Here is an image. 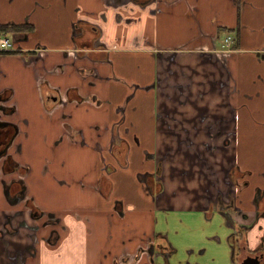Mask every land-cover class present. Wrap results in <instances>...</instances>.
Masks as SVG:
<instances>
[{"label":"crops","instance_id":"0c3cea01","mask_svg":"<svg viewBox=\"0 0 264 264\" xmlns=\"http://www.w3.org/2000/svg\"><path fill=\"white\" fill-rule=\"evenodd\" d=\"M0 25L32 28L0 51L1 180L44 213L0 184V228L39 225L0 264H264V0H0Z\"/></svg>","mask_w":264,"mask_h":264},{"label":"flooded vegetation","instance_id":"af4514ba","mask_svg":"<svg viewBox=\"0 0 264 264\" xmlns=\"http://www.w3.org/2000/svg\"><path fill=\"white\" fill-rule=\"evenodd\" d=\"M11 94V93H10ZM10 99V96L7 92H3L0 94V184L2 183L1 190L3 192V195L6 199V201L12 205L17 206L19 204H24L26 208L29 210V217L34 220H39L41 217H43L44 213L36 207L34 204V200L32 198H26V190L23 182L21 180H11L7 182L5 179L1 180L3 175H9L15 172L16 169H18V163L13 158L11 154H9V148L11 147L12 143L11 140L14 138V135L16 134V127L14 125H11L10 123L2 120V115H8L14 111L13 107H7L5 105L6 101ZM6 123V124H4ZM6 133V134H5ZM5 151V153H3ZM12 169H9L11 168ZM24 172H26L25 169H22ZM218 201H221V198L217 199ZM225 207H230L231 203L225 204L222 202ZM14 216H19V213H17ZM50 217V216H49ZM13 216L7 215L5 217V222L2 224V227L0 228V238L4 239L7 235H16L20 233V228H27L32 231H37V227L39 225H28L27 222L22 219L19 221V226L15 227L13 225ZM51 222V218H48L47 224ZM34 228H33V227ZM244 229V228H243ZM245 230V229H244ZM244 232L242 237H244ZM32 237H37V235L33 234ZM52 235H50L51 237ZM236 237V236H235ZM7 244V243H6ZM153 252V249H152ZM251 257V256H250ZM253 257V256H252ZM9 264H25V261L23 259V254L21 252H18L16 254V257L13 262ZM241 264V263H240Z\"/></svg>","mask_w":264,"mask_h":264},{"label":"trees","instance_id":"16d2710c","mask_svg":"<svg viewBox=\"0 0 264 264\" xmlns=\"http://www.w3.org/2000/svg\"><path fill=\"white\" fill-rule=\"evenodd\" d=\"M31 27L29 25H0V37L2 36H10L12 34H16V33H25V32H28V31H31ZM8 95L10 96V91H8ZM9 169H12L9 168ZM233 178H236L235 177V173H233ZM159 189L156 191V192H160L161 190V184L159 182ZM245 230L242 229V228H238L237 231H236V237H235V243H237V240H241L243 237V234L241 235L242 232H244Z\"/></svg>","mask_w":264,"mask_h":264},{"label":"built area","instance_id":"2783aa9c","mask_svg":"<svg viewBox=\"0 0 264 264\" xmlns=\"http://www.w3.org/2000/svg\"><path fill=\"white\" fill-rule=\"evenodd\" d=\"M230 43H232V36L228 35L226 40H225V44L229 45ZM0 51L1 52H12V51H15V45L9 39L8 36L0 37Z\"/></svg>","mask_w":264,"mask_h":264},{"label":"water","instance_id":"95a60500","mask_svg":"<svg viewBox=\"0 0 264 264\" xmlns=\"http://www.w3.org/2000/svg\"><path fill=\"white\" fill-rule=\"evenodd\" d=\"M0 110H2L1 105H0ZM0 124H3V123H0ZM4 124H6V123H4ZM12 142H13V139L11 140L10 143H12ZM3 153H5V151ZM241 264H261V259L259 257H257V258L256 257H248Z\"/></svg>","mask_w":264,"mask_h":264},{"label":"rangeland","instance_id":"374dc122","mask_svg":"<svg viewBox=\"0 0 264 264\" xmlns=\"http://www.w3.org/2000/svg\"><path fill=\"white\" fill-rule=\"evenodd\" d=\"M57 196L59 197V199H64V197L67 195L66 192H56Z\"/></svg>","mask_w":264,"mask_h":264},{"label":"bare ground","instance_id":"6f19581e","mask_svg":"<svg viewBox=\"0 0 264 264\" xmlns=\"http://www.w3.org/2000/svg\"><path fill=\"white\" fill-rule=\"evenodd\" d=\"M6 134V133H5Z\"/></svg>","mask_w":264,"mask_h":264}]
</instances>
